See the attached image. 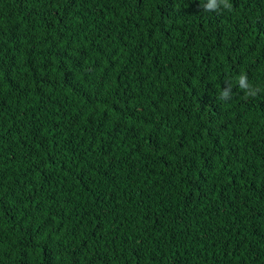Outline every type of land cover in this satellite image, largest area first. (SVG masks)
Masks as SVG:
<instances>
[{
    "label": "trees",
    "instance_id": "obj_1",
    "mask_svg": "<svg viewBox=\"0 0 264 264\" xmlns=\"http://www.w3.org/2000/svg\"><path fill=\"white\" fill-rule=\"evenodd\" d=\"M205 3L0 0V264H264V0Z\"/></svg>",
    "mask_w": 264,
    "mask_h": 264
},
{
    "label": "clouds",
    "instance_id": "obj_2",
    "mask_svg": "<svg viewBox=\"0 0 264 264\" xmlns=\"http://www.w3.org/2000/svg\"><path fill=\"white\" fill-rule=\"evenodd\" d=\"M221 6L225 9L231 8V4L229 3V0H207V3L202 5V9L204 11H219ZM239 87L241 89H246L247 95L255 96L256 91L252 89V87L248 83V78L246 75H241L239 77ZM231 92V87L228 86L224 91L221 92V99H226L229 97V94Z\"/></svg>",
    "mask_w": 264,
    "mask_h": 264
}]
</instances>
